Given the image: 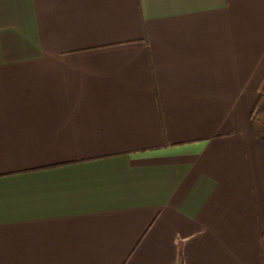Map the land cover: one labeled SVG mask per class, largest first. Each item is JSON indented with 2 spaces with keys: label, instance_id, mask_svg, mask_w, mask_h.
Listing matches in <instances>:
<instances>
[{
  "label": "crops",
  "instance_id": "crops-1",
  "mask_svg": "<svg viewBox=\"0 0 264 264\" xmlns=\"http://www.w3.org/2000/svg\"><path fill=\"white\" fill-rule=\"evenodd\" d=\"M264 0H0V264H261Z\"/></svg>",
  "mask_w": 264,
  "mask_h": 264
},
{
  "label": "trees",
  "instance_id": "trees-1",
  "mask_svg": "<svg viewBox=\"0 0 264 264\" xmlns=\"http://www.w3.org/2000/svg\"><path fill=\"white\" fill-rule=\"evenodd\" d=\"M260 95L251 113L252 130L264 147V82L260 88ZM261 264H264V231L261 234Z\"/></svg>",
  "mask_w": 264,
  "mask_h": 264
}]
</instances>
